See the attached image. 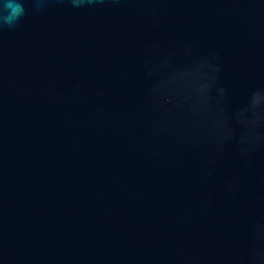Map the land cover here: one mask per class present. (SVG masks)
Masks as SVG:
<instances>
[{"label":"water","instance_id":"1","mask_svg":"<svg viewBox=\"0 0 264 264\" xmlns=\"http://www.w3.org/2000/svg\"><path fill=\"white\" fill-rule=\"evenodd\" d=\"M0 29V264H264V0H47Z\"/></svg>","mask_w":264,"mask_h":264},{"label":"clouds","instance_id":"2","mask_svg":"<svg viewBox=\"0 0 264 264\" xmlns=\"http://www.w3.org/2000/svg\"><path fill=\"white\" fill-rule=\"evenodd\" d=\"M34 9L42 10L47 0H31ZM74 6H79L83 0H71ZM25 0H0V29L15 27L26 15Z\"/></svg>","mask_w":264,"mask_h":264}]
</instances>
